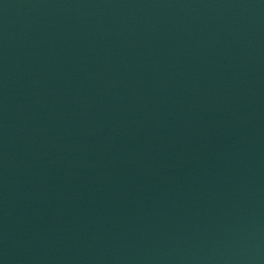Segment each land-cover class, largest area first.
I'll list each match as a JSON object with an SVG mask.
<instances>
[{"label":"water","instance_id":"1","mask_svg":"<svg viewBox=\"0 0 264 264\" xmlns=\"http://www.w3.org/2000/svg\"><path fill=\"white\" fill-rule=\"evenodd\" d=\"M0 264H264V0H0Z\"/></svg>","mask_w":264,"mask_h":264}]
</instances>
